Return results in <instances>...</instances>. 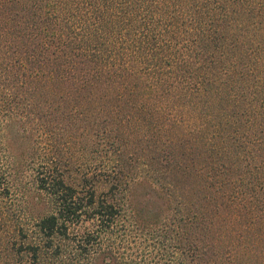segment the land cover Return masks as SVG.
I'll use <instances>...</instances> for the list:
<instances>
[{
	"label": "trees",
	"instance_id": "1",
	"mask_svg": "<svg viewBox=\"0 0 264 264\" xmlns=\"http://www.w3.org/2000/svg\"><path fill=\"white\" fill-rule=\"evenodd\" d=\"M263 44L264 0H0L16 252L264 261Z\"/></svg>",
	"mask_w": 264,
	"mask_h": 264
},
{
	"label": "rangeland",
	"instance_id": "2",
	"mask_svg": "<svg viewBox=\"0 0 264 264\" xmlns=\"http://www.w3.org/2000/svg\"><path fill=\"white\" fill-rule=\"evenodd\" d=\"M264 45V44H263ZM92 155V154H91ZM96 157L91 156L88 159V162L82 163L83 165H86L87 167L93 168V166L101 167V161L96 162ZM83 171V170H81ZM80 171V172H81ZM74 178L80 177L79 173L76 171H73ZM3 187V188H2ZM17 195L15 194V189L11 186L7 187L1 186L0 187V264H32L33 261H28L30 258V255L20 253L18 254L16 252V249L14 246L15 236H14V229L18 225V220L25 223L27 215H22L18 211L21 203L17 199ZM21 219V220H20ZM20 227V226H17ZM130 233V232H129ZM127 239L129 236H125ZM14 239V240H13ZM130 239H132L130 237ZM116 241V240H115ZM114 241V242H115ZM116 243H119L118 241ZM115 246H120L118 244H114ZM124 245L122 248V251H124V255L128 258L129 264H147L146 259V253L142 246H137L132 244H129L126 240V242L122 241V244ZM147 251H149L150 246L146 248ZM135 261V262H133ZM49 261H40L42 264H46ZM160 263L164 264H175L176 261H171L170 258H165L163 261H159ZM226 261H209L208 264H225ZM207 264V263H206ZM238 264H264V261H238Z\"/></svg>",
	"mask_w": 264,
	"mask_h": 264
}]
</instances>
